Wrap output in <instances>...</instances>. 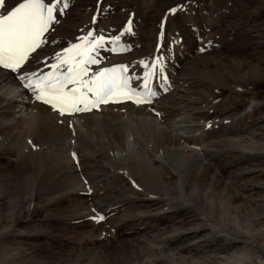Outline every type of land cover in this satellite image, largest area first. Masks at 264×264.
<instances>
[{
	"label": "bare ground",
	"instance_id": "1",
	"mask_svg": "<svg viewBox=\"0 0 264 264\" xmlns=\"http://www.w3.org/2000/svg\"><path fill=\"white\" fill-rule=\"evenodd\" d=\"M214 1L147 0L150 23L131 31L96 0L90 13L74 0L70 14L54 13L27 72L79 58L68 42L92 32L105 38L94 53L103 63L83 79L120 63L136 85L165 87L151 106L66 118L0 70V264H264V10ZM116 37L129 50L113 57L104 48ZM181 123L191 136L172 132ZM56 220L73 226L70 249Z\"/></svg>",
	"mask_w": 264,
	"mask_h": 264
},
{
	"label": "snow or ice",
	"instance_id": "2",
	"mask_svg": "<svg viewBox=\"0 0 264 264\" xmlns=\"http://www.w3.org/2000/svg\"><path fill=\"white\" fill-rule=\"evenodd\" d=\"M4 4L5 0H0V8ZM66 7V0H52V2L22 0L6 13H0V70L18 72L29 54L41 46V38L49 30V25L55 21L54 13H62ZM176 11L175 8L170 9L173 14ZM131 23L129 21L125 31H131ZM80 39L81 44L73 45V48L66 50L71 53L73 49H80L79 58L75 56L61 58V54H58V64L51 66L57 69L67 64L66 71H60L59 74L52 72L35 80L30 76L17 78L25 88L33 92L37 101L50 105L61 116L89 111L98 104L108 103L110 100L119 102L115 99L117 97L133 100L136 93L129 88V78L124 75L128 71L126 66L103 69L88 79H83L88 75V65L98 62L94 53L103 46L105 38L93 36V33L89 32ZM118 41L119 37H116L111 42ZM144 67L149 66L145 64ZM144 87L148 88L147 77L144 78ZM148 91L150 92V89ZM133 102L139 104L144 101L137 98ZM102 219L103 216L98 217L97 222Z\"/></svg>",
	"mask_w": 264,
	"mask_h": 264
},
{
	"label": "rangeland",
	"instance_id": "3",
	"mask_svg": "<svg viewBox=\"0 0 264 264\" xmlns=\"http://www.w3.org/2000/svg\"><path fill=\"white\" fill-rule=\"evenodd\" d=\"M75 3H78L79 8H81V11L85 13H90L92 9L96 6V3H94L95 0L92 1H87V0H79L78 2L74 0ZM101 2L104 6L106 11L108 12V18L106 19L108 22L111 24H114L116 28L122 29L126 25H128L129 22L123 23V21L128 20L129 18H133L131 20V25L133 24L134 26H138L140 23H150V19L148 18V9H147V0H96ZM84 2V3H83ZM217 3L218 1H214ZM82 3V4H81ZM208 1L206 2V4ZM69 4V3H68ZM67 4V9L66 12L70 14L71 10L74 8V2L70 3V5ZM94 4V5H93ZM92 8V9H91ZM69 9V10H68ZM240 10L244 13V15H249L254 12H258L259 10H264V0H230V6L227 11H232L235 12V10ZM68 10V11H67ZM111 11V12H110ZM226 12V11H225ZM131 13V14H128ZM263 21H264V15H263ZM123 23V24H121ZM153 23L158 27L159 26V17L157 16L156 19H153ZM154 27L153 28H157ZM150 31V28H149ZM206 32H208L206 30ZM69 46L73 45L72 42H68ZM156 125L158 126V131H163L165 130L164 125L160 124L159 121H156ZM190 124L187 123H181L180 127H176L175 129L172 130L174 134L182 135V136H191L193 134L192 130H190ZM128 139H131L130 134H128ZM128 148V147H127ZM125 149V155H129L128 149ZM130 153V152H129ZM49 199V198H48ZM45 200L47 198L41 200V204L45 203ZM62 209V210H61ZM56 211H53L50 214H42V218H54V216H59L61 215V212L63 210H66L64 207H59L58 209H54ZM59 210V211H58ZM39 211V210H38ZM40 212V211H39ZM54 213V214H53ZM57 213V214H56ZM51 217V218H50ZM41 218V217H40ZM52 220V219H51ZM51 222V228L54 231V236L62 242H65L64 244L67 245V242L64 240L66 238H69L70 231L73 228V226L68 224L67 222L65 223L64 220H56V221H50ZM102 222V221H101ZM74 225L76 224L75 222L73 223ZM61 227V228H60ZM63 227V228H62ZM92 226H88V224H84L80 229H77L78 232H80L82 235L86 234L88 229L90 230ZM97 229V232H100L101 229ZM82 230V231H81ZM87 230V231H86ZM56 232V233H55ZM59 236V237H58ZM51 242H55L50 240ZM58 244V243H56ZM59 245V244H58ZM70 246L72 245H67L68 249H70ZM45 259V260H44ZM49 257L47 256H41V260L44 264H61L62 259L60 261H50L48 260Z\"/></svg>",
	"mask_w": 264,
	"mask_h": 264
}]
</instances>
